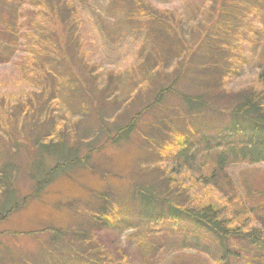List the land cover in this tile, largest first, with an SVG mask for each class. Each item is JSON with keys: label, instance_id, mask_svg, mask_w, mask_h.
<instances>
[{"label": "rangeland", "instance_id": "obj_1", "mask_svg": "<svg viewBox=\"0 0 264 264\" xmlns=\"http://www.w3.org/2000/svg\"><path fill=\"white\" fill-rule=\"evenodd\" d=\"M63 1L69 4L67 18L75 20L79 36L82 60L77 72L51 57L62 44L61 27L46 6L28 0L14 17L19 28L16 40L0 34V45L9 48L6 56L0 55V109L12 132L8 137L0 128V167L12 158L20 167L16 187L21 199L27 197L24 207L0 221V264H216L212 237L191 223L145 218L140 189L159 201L152 202L153 217L165 214L170 206L196 209L206 203L222 211L229 207L224 176L217 190L192 182L207 175L213 161L203 164L196 152L177 159L170 149L176 135L195 131L187 142L203 150L210 138L230 125L225 110L234 105L233 98L243 91L264 89V14L228 8V14L221 16L223 8L215 0H146L172 19L176 40L166 43L153 40L143 21H128L123 0ZM230 22L228 31L219 32L218 27ZM177 41L194 56L176 52ZM155 51L164 65L152 70L154 63L147 64V59ZM209 61L219 65L216 73L198 74L190 68ZM183 65L189 70L186 78L155 105L159 90L155 82L167 87ZM158 76L159 80L153 79ZM193 94H207L212 110L187 119L190 112L182 95ZM30 102L34 109L44 103L37 133L32 134L33 119L28 120L24 111ZM218 106L223 113H218ZM138 113L128 137L116 143L108 140ZM61 130L68 148L79 147V157L89 155L88 159L34 194L28 176L33 142L48 139L47 132L55 138ZM13 141L19 142L18 149ZM46 162V167L55 164L50 157ZM225 176L239 196L248 186L264 189V163H235L226 168ZM221 217L229 218L225 212ZM73 233L80 235L78 241L72 240ZM248 260L230 259L229 264Z\"/></svg>", "mask_w": 264, "mask_h": 264}, {"label": "trees", "instance_id": "obj_2", "mask_svg": "<svg viewBox=\"0 0 264 264\" xmlns=\"http://www.w3.org/2000/svg\"><path fill=\"white\" fill-rule=\"evenodd\" d=\"M27 1L0 0V34L2 38L9 41L16 40L19 28L14 17L26 5ZM32 1L37 2L40 6L48 7L60 24L61 30L58 32L60 39H58V42L62 44L57 49H54L52 53L49 52L51 53V57L56 58V62L60 59L64 60L65 67L69 71L74 70L77 72L82 60L80 42L79 36L74 30L75 20L67 18V14L70 12L68 2L63 0ZM118 1L121 2V0ZM215 2L223 8L221 16L228 14V8L234 12H239V9L251 12L250 9H254V14L258 16L264 14V0H215ZM122 5L127 7L128 21L134 23L143 21L142 24L149 25L146 31L153 40H162L166 43L176 40V37L173 35V25L170 23L171 17H166L153 9L146 0H123ZM7 10L10 11L7 12ZM137 14H142V16L139 17ZM219 22L222 23L220 19L218 20ZM218 23L216 24L217 26L212 27V32H216L215 29L218 27ZM231 23L233 22L218 27L219 32L223 28L228 31ZM224 35L227 37L228 34ZM177 43L179 46L176 52L184 51L188 55L191 53L194 56V53L183 42V44L181 41H177ZM206 45L213 46L208 41ZM9 46H12V43ZM170 51L173 53L175 49L171 48ZM8 52L9 48L7 45H0V55L6 56ZM150 62L154 63V67H150V69H156L159 65L160 67L164 65L162 56L156 51L147 59V64H150ZM183 63L184 58L182 60ZM226 64L224 63L222 66ZM182 68V73L175 76L174 81L167 87L162 82H155V85L159 86L155 105L160 104L159 100L165 94L175 90V85L179 83V80L182 81L186 78L189 70L186 69L185 65ZM190 68L198 74L206 72L216 73L219 65L209 61L200 68L193 65H190ZM162 70L163 68L160 72ZM153 79L159 80L160 76L153 77ZM233 99L234 105H228L227 110L224 109L228 111L230 125L223 126L218 133V137L210 138L205 146H203V150L200 151L198 149L201 147L197 143L187 142V139L192 140L195 137L197 133L195 131H185L182 134L176 135L177 137L171 144L170 149V152L175 153L174 156L177 159H185L188 153L192 155V152H196V154L202 155L203 164H206V161H213L215 164L209 173L203 175L201 178L194 179L192 182L194 184L199 183L204 187H213L214 190H217L220 180L224 176L223 179L227 181V194L225 193L227 198L225 200L229 204V207L226 206L227 209L223 208L222 211L215 205H208L206 203H202L196 209L170 206L165 214L153 217L156 213L152 212L154 209L151 205L152 202L156 201L157 203L158 200L151 192L140 189V196L145 209L143 215L147 219L154 218L156 220L170 218V220L177 221L178 219H183L207 236H211L217 250L216 264H229L230 259L245 261L248 260L247 257H249L248 264H264V189H254L248 186L245 187V195L239 196L234 183L225 176L226 168L229 165L240 162L249 165L264 163V89L243 91ZM182 100L186 103L190 112L187 115V119L192 118V116L193 118L200 116L204 111L212 110L209 108L207 94L182 95ZM24 106V111L26 110L25 115L29 117L28 120L33 119L31 121V134L32 132L37 133L34 130L37 125L38 116H40L39 113H41L39 111L44 107V103L40 102L37 106L38 109H34L32 107L34 105L31 102ZM99 110L97 107L98 123L102 125L103 122ZM217 111L218 113H223L219 106L217 107ZM138 116L139 113L130 121L129 125L119 128L114 137L108 135V140L116 143L118 140L128 137L130 132L134 130ZM5 117V111L1 108L0 128L8 137H11V126L7 125ZM103 129L106 132L108 131L105 127ZM73 131L76 133L77 130L73 128ZM64 132L65 130L59 131L55 138L51 136L52 133L47 132L48 139L42 138L43 140H35L33 142L34 157L32 158V153L28 176L34 182V194H40L44 191L45 187L54 178L65 174L69 167L71 168L78 164L84 165L88 159L89 155L83 158L79 157V147L71 146L68 148V139H66ZM223 141L225 142L223 143ZM12 143L14 147L19 148V142L13 141ZM75 144L76 142L74 141ZM92 151L90 150L89 152ZM49 157L55 161V164L54 166L46 167V161ZM28 158L30 159V157ZM8 160L0 167V221L6 220L13 212L24 207L27 202V197L21 199L19 190L16 187V176L19 174L18 169L20 167L12 162V158ZM221 212H225L229 218L226 220L221 217ZM245 226H248L249 229L245 230ZM79 236L78 233H73L72 240L78 241ZM214 255H212L213 259H215Z\"/></svg>", "mask_w": 264, "mask_h": 264}]
</instances>
